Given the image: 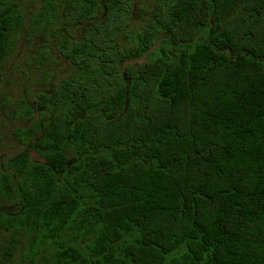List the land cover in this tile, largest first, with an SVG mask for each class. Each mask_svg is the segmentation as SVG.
Instances as JSON below:
<instances>
[{"label":"trees","instance_id":"obj_1","mask_svg":"<svg viewBox=\"0 0 264 264\" xmlns=\"http://www.w3.org/2000/svg\"><path fill=\"white\" fill-rule=\"evenodd\" d=\"M134 1L33 14L78 31L56 47L73 71L14 131L0 228L33 234L26 264L42 244L55 264H264V0H151L140 26ZM25 22L0 0V82Z\"/></svg>","mask_w":264,"mask_h":264},{"label":"rangeland","instance_id":"obj_2","mask_svg":"<svg viewBox=\"0 0 264 264\" xmlns=\"http://www.w3.org/2000/svg\"><path fill=\"white\" fill-rule=\"evenodd\" d=\"M16 2L24 13L26 22L21 30L11 35L14 42L11 43L9 53L1 65L0 165L5 167L14 155L28 148L14 136V131L19 126L29 125L40 116L36 107L38 93L47 90L57 78L73 71L67 59L57 52L58 36L62 33L73 32L74 35L78 32L73 28L62 27L60 20L43 30L32 32V16L40 9L42 0ZM150 2L151 0L134 1L133 26L142 24V7H149ZM27 106L36 110L33 119L27 120L14 115L18 108ZM31 153L36 159H41L34 150ZM0 209L10 213L18 212L20 201L0 195ZM32 237L33 234L30 235L26 230L20 232L0 228V264H26L23 253ZM48 248L52 249V246H40L37 264H55L56 261Z\"/></svg>","mask_w":264,"mask_h":264}]
</instances>
